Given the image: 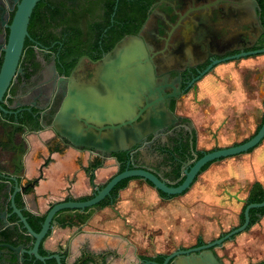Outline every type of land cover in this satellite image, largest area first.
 <instances>
[{"label": "water", "instance_id": "95a60500", "mask_svg": "<svg viewBox=\"0 0 264 264\" xmlns=\"http://www.w3.org/2000/svg\"><path fill=\"white\" fill-rule=\"evenodd\" d=\"M37 1L20 0L8 25L0 67V111L19 106L14 99L20 96L25 77L14 94L10 90L22 74L18 64ZM205 1L208 0L202 2ZM219 1L189 8L173 28L191 10ZM159 3L143 29L149 47L158 54L155 62L159 68L180 60H202L207 50L223 52L252 45L264 30L258 20L257 0H223L186 19L178 31L179 37L165 49V37L178 15L175 11L185 10L192 2ZM172 6H176L175 10ZM250 54L255 55L242 57ZM240 57L218 64L179 103L177 112L190 119L182 144L196 156L194 160L182 161L183 171L178 164L169 166V161H160L148 149L140 148L136 150L137 163L130 158L125 169L115 173L121 162L116 163L114 153L131 150L149 134L164 132L177 120L167 104L180 89L166 91L172 85L167 78H157L150 50L140 32L124 35L97 61L92 77L87 79L80 73V63L70 77L62 78L63 100L49 125L71 145L50 128L26 133L16 126L18 122L0 117V171L9 174L7 179H0V208H6L9 200L12 207L10 212L4 209L0 219L13 226L7 216L17 214L21 227L34 238L32 247L23 251L44 261L55 257L58 264H63L58 252H39L42 240L51 231L44 240L45 247L53 251L67 249L68 264L74 263L84 250L107 253L104 264H136L139 253L172 250L162 262L145 264H222L213 247L240 232L216 247L223 262L247 264L263 258L264 215L246 228L250 209L264 206V200L249 202L244 208V220L239 222L256 182L250 158L264 141V47L212 58L190 84L216 63ZM21 110L31 111L29 107L15 111ZM193 130L195 149L205 150L199 157L192 145ZM178 140H170L174 150L181 141ZM210 161L213 162L200 172ZM183 175L181 182L171 183ZM128 177L134 178L119 190L115 203L91 207L111 196L113 187ZM157 189L170 196H162ZM17 192H21L25 207L31 212L44 214L48 210L39 231L32 228L17 206ZM89 194L86 199L79 198ZM86 207L91 208L83 210ZM62 209L69 210L58 213ZM223 232L226 233L215 238ZM199 237L210 241L191 246ZM3 244L18 252L23 247L0 243ZM87 257L95 259L87 254L74 264ZM93 261L87 259L84 264H94Z\"/></svg>", "mask_w": 264, "mask_h": 264}, {"label": "flooded vegetation", "instance_id": "af4514ba", "mask_svg": "<svg viewBox=\"0 0 264 264\" xmlns=\"http://www.w3.org/2000/svg\"><path fill=\"white\" fill-rule=\"evenodd\" d=\"M19 1L20 0H0V67L4 55L2 46L7 41L9 34L8 25L13 20ZM190 1L192 3L187 8H185V10L175 11L176 13L178 12V15L174 23L171 24L168 35L165 37V49L170 48L175 39L179 37L178 31L180 30L183 22L186 19H189L192 14L194 15L197 12H202L204 10L213 8L223 0L210 7H200L191 10L180 21V23L175 28H173V26L177 23L180 15L183 14L186 10L194 6H199L204 3L210 2L212 0H208L205 2H202L204 0H201V2L200 0ZM149 2L150 0H38L30 16V20L28 23L29 34L25 38L23 52L18 64V67L21 69L22 74L19 75V82L15 83V85L10 90L11 93L14 94L16 86L25 81L22 85L20 96L15 98L14 102L16 101L19 103V108L29 107L31 111H15L18 108L16 107V109H8L9 111H0V117L3 119H8L12 122H18L16 126L25 130L26 133L39 132L50 128L58 138L70 144L66 138L62 139L61 135L49 125L52 122L53 116L60 107L63 100L62 78L66 79L67 77H70L75 72V69L80 63L83 65V69L80 73L87 79L92 77L95 64L108 52L106 45L109 39L113 37V35H111V33L107 30H111L119 26L122 28L125 25L139 26L140 30L137 33L140 32L147 42L150 54L152 56V61L155 66V73L157 78L160 81H163L165 78H167V82L172 85L169 86L168 89H166V91L168 92L174 91L175 88L180 89V93L177 96L170 97V102L167 104L176 115L177 120L164 132L159 131L156 134H149L143 143L136 145L129 151L120 152H123L126 155V161L132 158L133 162L136 164V150L140 148H146L160 161H169V166L172 167L173 165L178 164L183 171L182 161L194 160V158L196 157L191 151L185 149L184 145L182 144L183 137L187 134H183V131H187L190 125V119L187 116H182L177 112L178 105L181 102L183 96L185 94H188L190 91H193V89L196 88L198 82L204 76L213 72L214 68L218 64L222 62L239 60L242 57H247L255 54L221 61L219 63H216L207 73L190 84L191 79L194 76L198 75V73L211 62L212 58H220L227 54L236 53L241 50L259 48L255 47V44L259 41V38L261 37L264 30H262V33L252 45L241 46L223 52H214L211 50H207L206 56L202 60L196 62L180 60L170 66L159 68L155 62V58L158 56V54L155 55L154 50L149 47L148 39L143 33V29L154 8L160 4V0H155L151 3ZM172 7L175 10L176 6ZM256 8L259 16L258 20L261 24L259 3ZM34 12L36 14V22L33 25L32 15L34 14ZM146 16L148 17L145 20ZM209 52H212L213 55L209 56ZM23 76L26 79L24 81L22 79ZM185 118H188V120H186ZM35 123H38L40 127L35 128ZM42 123L48 124V126L45 127L42 125ZM174 137L181 140L180 142L178 140L179 143L175 144L177 150H174V147L170 142V140H172V138ZM85 149L89 150L88 148H82L80 150ZM89 151L94 152L93 150ZM114 157L116 156L114 155ZM115 161L116 163L117 161H119L117 157L115 158ZM119 171L120 165H118V169L115 173ZM171 183L175 184L176 182ZM10 207L11 205L9 200L6 208L4 209H7V211L10 212ZM4 209L0 208V213ZM83 210H85V208ZM9 216L10 215L7 216V219ZM8 222L13 223L14 225L10 226L3 219H0V243H11L14 246L22 244L23 247L18 252L8 247L7 245H0V264H10V262L14 260L18 263H24L29 260L31 262L30 264H51L49 262V260L51 259H55L57 263V259L55 257L46 259L44 261L36 258L35 255L30 254L27 251H23V249L25 248L28 249L32 247L31 242L34 240V238L21 227L22 224L19 221V218L16 221H10L8 219ZM241 223L242 221L240 220L239 224ZM251 226H248L246 229L250 228ZM7 227H10V229H12L13 231L16 228L14 234L9 238L2 235V231L5 232V229ZM229 230H227L226 232H228ZM226 232L220 233L215 238L220 237ZM49 235H47V237ZM206 241L210 240H204L203 238L201 240L197 239L196 242L191 246L200 245ZM225 241L213 247L214 252L218 256L222 264L225 263L219 256L216 247L222 245ZM42 242L41 244H43V247L47 249L44 245V240H42ZM49 251L50 253L42 255H49L54 252H58L61 256L62 263H69L66 258L64 259L65 261L63 260V253H65L66 251L68 253L67 249L63 250L59 248L54 251ZM172 251L157 252L153 254L139 253L137 256L138 262L136 264H145L148 261L162 262L165 257ZM87 254L94 255L95 259L87 257L80 264H84L87 259H90L92 261L94 260V264H104V261L107 257V253L95 254L91 251L84 250L81 253L80 257H78L74 263L78 262L83 256ZM231 264L234 263L231 262ZM247 264H264V257L260 258L259 260L249 261Z\"/></svg>", "mask_w": 264, "mask_h": 264}, {"label": "trees", "instance_id": "16d2710c", "mask_svg": "<svg viewBox=\"0 0 264 264\" xmlns=\"http://www.w3.org/2000/svg\"><path fill=\"white\" fill-rule=\"evenodd\" d=\"M155 0H150L149 3L153 2ZM258 3H259V14H260V21H261V24L262 26L264 27V0H258ZM148 15V14H147ZM36 14L34 12V14L32 15V24L34 25V23L36 22ZM148 16H146L145 20L147 19ZM145 20H142V21H145ZM140 30L139 26H127L125 25L124 27H115L111 30H107L111 33V35H113L112 38L109 39V41L107 42V45H106V48L107 50H111L113 48V46L126 34H129V33H137L138 31ZM264 46V32L262 33L261 37L259 38V41L255 44V47H263ZM186 120H188V118H185ZM264 119V118H263ZM261 125V124H260ZM35 128L36 127H39L40 125L38 123H35ZM260 127V126H259ZM258 127V128H259ZM258 130V129H257ZM256 130V131H257ZM192 145L194 147V150H196L197 152V156H201L203 151L204 150H197L195 149V143H196V137H195V132L194 130L192 131ZM252 149V148H251ZM250 150V149H249ZM114 155L117 157V159L121 162L120 164V171H122L123 169H125L126 167V155L122 152H116L114 153ZM215 161V160H213ZM213 161H210L208 163H206L202 169L200 170V172H202L203 170H205L208 165L210 163H212ZM9 176V174L7 173H3L0 171V179H7ZM134 177H137V176H134ZM134 177H128V178H125V179H122L121 181H119L112 189L111 191V196H106L104 199H102L101 201H99L97 204H95L93 207H104L106 205H109V204H113L116 202V199L118 197V193H119V190L121 188H123L124 186L127 185L128 181L131 179V178H134ZM184 178V175L175 183H179L183 180ZM18 180L19 182L22 181V178L20 176H18ZM195 181V180H194ZM148 183H150L152 186L153 184L150 182V181H147ZM13 191V189H12ZM187 191V190H185ZM184 191V192H185ZM158 192L162 195V196H170L168 195L167 193L163 192L162 190H159L158 189ZM88 196L90 195H86V196H81L79 197L80 199H86ZM70 198L69 196L66 197V199ZM264 200V187L263 185L259 182V181H256L253 183L252 185V188L250 190V193L247 197V201L243 207V210L240 214V220L243 222L244 220V208L245 206L249 203V202H255V201H262ZM15 201H16V204L18 207H20L22 209V212L23 214L27 217V220L28 222L30 223V225L32 226V228L35 230V231H39L42 227V223L45 219V216H46V213L44 214H35L33 212H31L30 210H28L26 207H25V203L23 201V198H22V194L21 192H17L16 193V196H15ZM90 207H86V209H88ZM9 210H12V208L10 207ZM64 210H69V209H62L60 210L58 213H60L61 211H64ZM57 213V214H58ZM56 214V215H57ZM264 215V206L262 207H253L250 209V224L249 226L255 224L256 222L259 221V219ZM8 219L10 221H16L18 220V217L15 213L11 214ZM14 231H16V228L14 229ZM14 231L12 229H10V227H7L5 229V232H3L2 235L6 236V237H11L13 234H14ZM51 233V231L48 232L47 235H49ZM47 237V236H46ZM46 237H44L43 240L46 239ZM198 239H202L201 237H199ZM43 243V242H42ZM40 253L41 254H48L50 253V251L48 249H45L43 247V244H41L40 246ZM67 251L65 253H63V260L66 258L67 256ZM65 261V260H64ZM49 262L51 264H57L56 263V260L55 259H51L49 260ZM31 262L29 260H27L26 262L24 263H18L16 262L15 260L14 261H11L10 264H30Z\"/></svg>", "mask_w": 264, "mask_h": 264}, {"label": "crops", "instance_id": "0c3cea01", "mask_svg": "<svg viewBox=\"0 0 264 264\" xmlns=\"http://www.w3.org/2000/svg\"><path fill=\"white\" fill-rule=\"evenodd\" d=\"M250 165L256 181L264 187V141L260 144L259 150L250 158Z\"/></svg>", "mask_w": 264, "mask_h": 264}]
</instances>
